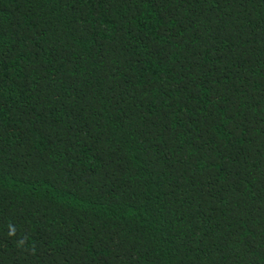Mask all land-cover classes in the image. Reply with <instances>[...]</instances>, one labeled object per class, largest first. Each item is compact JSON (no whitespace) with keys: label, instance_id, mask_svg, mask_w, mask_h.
<instances>
[{"label":"trees","instance_id":"obj_1","mask_svg":"<svg viewBox=\"0 0 264 264\" xmlns=\"http://www.w3.org/2000/svg\"><path fill=\"white\" fill-rule=\"evenodd\" d=\"M0 264H264V0H0Z\"/></svg>","mask_w":264,"mask_h":264}]
</instances>
